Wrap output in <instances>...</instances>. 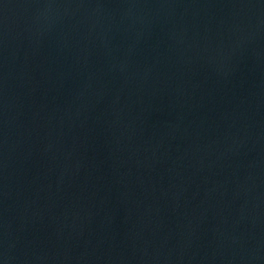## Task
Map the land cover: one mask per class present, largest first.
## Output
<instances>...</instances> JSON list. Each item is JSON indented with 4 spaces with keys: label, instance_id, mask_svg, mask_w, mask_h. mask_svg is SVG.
<instances>
[{
    "label": "water",
    "instance_id": "water-1",
    "mask_svg": "<svg viewBox=\"0 0 264 264\" xmlns=\"http://www.w3.org/2000/svg\"><path fill=\"white\" fill-rule=\"evenodd\" d=\"M0 264H264V0H0Z\"/></svg>",
    "mask_w": 264,
    "mask_h": 264
}]
</instances>
